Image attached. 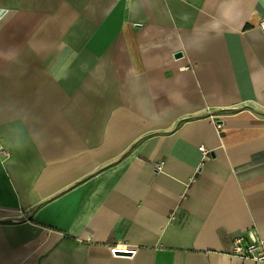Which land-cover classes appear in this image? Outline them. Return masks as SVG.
Instances as JSON below:
<instances>
[{
    "label": "crops",
    "instance_id": "crops-1",
    "mask_svg": "<svg viewBox=\"0 0 264 264\" xmlns=\"http://www.w3.org/2000/svg\"><path fill=\"white\" fill-rule=\"evenodd\" d=\"M259 254L264 0H0V264Z\"/></svg>",
    "mask_w": 264,
    "mask_h": 264
},
{
    "label": "built area",
    "instance_id": "built-area-1",
    "mask_svg": "<svg viewBox=\"0 0 264 264\" xmlns=\"http://www.w3.org/2000/svg\"><path fill=\"white\" fill-rule=\"evenodd\" d=\"M192 66H187V69H191ZM201 149L204 150L206 153L208 152L205 146H201ZM261 245H251L248 244L242 238L236 239L233 246V253L236 255H240L242 257H249V256H256L260 251ZM261 258L264 257V254H259Z\"/></svg>",
    "mask_w": 264,
    "mask_h": 264
},
{
    "label": "water",
    "instance_id": "water-1",
    "mask_svg": "<svg viewBox=\"0 0 264 264\" xmlns=\"http://www.w3.org/2000/svg\"><path fill=\"white\" fill-rule=\"evenodd\" d=\"M184 54V52L182 50H179L178 52H176V57H180ZM117 253H121V254H132L133 253V250L131 249H128V250H119L117 249L116 250Z\"/></svg>",
    "mask_w": 264,
    "mask_h": 264
}]
</instances>
